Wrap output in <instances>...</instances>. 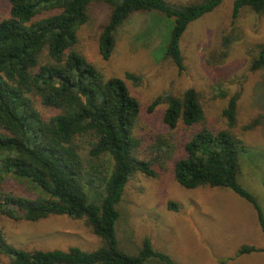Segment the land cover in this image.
I'll list each match as a JSON object with an SVG mask.
<instances>
[{
	"label": "trees",
	"instance_id": "1",
	"mask_svg": "<svg viewBox=\"0 0 264 264\" xmlns=\"http://www.w3.org/2000/svg\"><path fill=\"white\" fill-rule=\"evenodd\" d=\"M221 2L4 0L0 14V215L27 222L49 216L84 219L102 245L92 252L78 248L24 251L7 244L0 230V256L5 260L0 264H145L149 260L175 264L153 250L146 238L135 255L122 253L115 239L117 205L126 183L135 173L154 178L156 165H170L177 184L186 190L227 188L243 198L256 211L264 237L260 207L237 183L238 156L244 151L241 139L232 132L238 94L222 111L226 120L222 130L204 126L193 89L180 98L157 97L147 112L166 104L162 122L167 133L143 141L135 134L141 108L125 82L105 78L76 49L77 33L89 23L92 3L109 11L98 35V53L104 61L114 50L117 30L131 14L156 13L169 26L163 57L181 71L180 40L186 28ZM232 4L233 22L243 8L264 13V0H233ZM236 39L225 36L223 47L227 49ZM250 70H264V44ZM125 78L135 80L129 74ZM179 122L191 136L176 146L170 132ZM260 125H264L262 116L242 130ZM8 178L32 188L36 196L7 188ZM168 209L175 205L169 203ZM260 252L264 250L242 245L237 254Z\"/></svg>",
	"mask_w": 264,
	"mask_h": 264
},
{
	"label": "rangeland",
	"instance_id": "2",
	"mask_svg": "<svg viewBox=\"0 0 264 264\" xmlns=\"http://www.w3.org/2000/svg\"><path fill=\"white\" fill-rule=\"evenodd\" d=\"M165 1L181 5L201 0ZM232 3L223 0L214 11L188 25L180 40L181 71L163 57L169 26L156 13L131 14L117 30L114 50L104 61L98 53V35L109 11L100 3H92L89 23L77 33L76 49L105 78L125 82L141 108L135 134L143 141L167 133L162 122L166 104L147 112L157 97L180 98L193 89L204 113V126L222 130L226 128L222 111L238 94L232 132L241 139L244 151L238 156L237 183L255 198L264 218V125L242 130L254 118L264 117V70H250L252 59L264 44V13L243 8L233 22ZM3 10L4 0H0V14ZM229 34L237 39L225 49L223 38ZM126 74L135 80H127ZM170 134L179 146L188 140L191 131L179 122ZM178 154L182 156L180 149ZM155 174L148 178L135 173L124 187L115 224L117 248L122 253L135 255L146 238L153 250L175 264H264L262 253L237 254L242 245L264 248L251 204L227 188L186 190L177 184L170 165H156ZM4 182L16 193L36 196L27 185L10 178ZM169 203L175 209L169 210ZM0 230L7 244L24 251L78 248L92 252L102 245L84 219L66 216L27 222L0 215ZM4 261L0 256V262ZM145 264L161 263L149 260Z\"/></svg>",
	"mask_w": 264,
	"mask_h": 264
},
{
	"label": "crops",
	"instance_id": "3",
	"mask_svg": "<svg viewBox=\"0 0 264 264\" xmlns=\"http://www.w3.org/2000/svg\"><path fill=\"white\" fill-rule=\"evenodd\" d=\"M235 194V193H234ZM236 196H238V195H236ZM241 198V197H240ZM243 199V198H242ZM256 212V211H255ZM256 219H257V213H256ZM255 219V220H256ZM257 221V220H256ZM258 222V221H257ZM260 231H261V229H260ZM262 233V232H261ZM254 247V246H253ZM256 248V247H255ZM257 249H260V250H264V248H257ZM260 253H262V254H264V252H260ZM253 254H258V253H253ZM251 255V254H250Z\"/></svg>",
	"mask_w": 264,
	"mask_h": 264
}]
</instances>
